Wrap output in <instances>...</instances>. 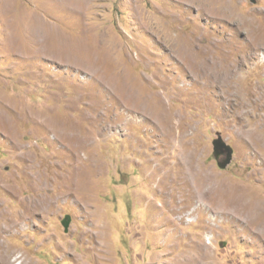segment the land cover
<instances>
[{
    "label": "rangeland",
    "instance_id": "rangeland-1",
    "mask_svg": "<svg viewBox=\"0 0 264 264\" xmlns=\"http://www.w3.org/2000/svg\"><path fill=\"white\" fill-rule=\"evenodd\" d=\"M4 263L264 264V0H0Z\"/></svg>",
    "mask_w": 264,
    "mask_h": 264
},
{
    "label": "water",
    "instance_id": "water-1",
    "mask_svg": "<svg viewBox=\"0 0 264 264\" xmlns=\"http://www.w3.org/2000/svg\"><path fill=\"white\" fill-rule=\"evenodd\" d=\"M226 153V158L223 160V162L218 163L217 165L220 168H225L227 164H229L232 151L229 146H227L221 139L214 140L213 142V156L215 159H217L220 154Z\"/></svg>",
    "mask_w": 264,
    "mask_h": 264
},
{
    "label": "bare ground",
    "instance_id": "bare-ground-1",
    "mask_svg": "<svg viewBox=\"0 0 264 264\" xmlns=\"http://www.w3.org/2000/svg\"><path fill=\"white\" fill-rule=\"evenodd\" d=\"M120 84H121V82H120ZM120 84H119V85H120ZM122 101H123V100H122ZM57 127H58V126H57ZM254 130H255V129H254ZM254 132H255V131H254ZM257 132H258V131H257ZM62 136H63V135H62ZM260 142H261V141H260ZM180 177H181V176H180ZM180 179H181V178H180ZM72 186H73V184H72ZM12 227H13V226H12ZM5 229H6V228H5ZM7 263H8V262H7ZM4 264H5V263H4Z\"/></svg>",
    "mask_w": 264,
    "mask_h": 264
},
{
    "label": "clouds",
    "instance_id": "clouds-1",
    "mask_svg": "<svg viewBox=\"0 0 264 264\" xmlns=\"http://www.w3.org/2000/svg\"><path fill=\"white\" fill-rule=\"evenodd\" d=\"M214 157V156H213ZM225 158H226V156H225ZM215 159V158H214Z\"/></svg>",
    "mask_w": 264,
    "mask_h": 264
}]
</instances>
